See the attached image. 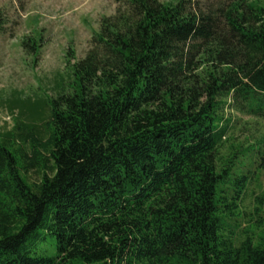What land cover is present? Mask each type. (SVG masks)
I'll return each instance as SVG.
<instances>
[{
	"label": "trees",
	"instance_id": "trees-1",
	"mask_svg": "<svg viewBox=\"0 0 264 264\" xmlns=\"http://www.w3.org/2000/svg\"><path fill=\"white\" fill-rule=\"evenodd\" d=\"M113 1L40 138L0 134V264H264L219 154L229 112L264 121V0Z\"/></svg>",
	"mask_w": 264,
	"mask_h": 264
},
{
	"label": "rangeland",
	"instance_id": "rangeland-1",
	"mask_svg": "<svg viewBox=\"0 0 264 264\" xmlns=\"http://www.w3.org/2000/svg\"><path fill=\"white\" fill-rule=\"evenodd\" d=\"M115 9L113 0H0V134L18 123L28 128L29 136L40 138L48 114L46 103L61 90L72 92L67 52L71 64L84 58L100 20L113 15ZM33 42L40 45L39 50H32ZM36 103L41 107L33 110ZM228 116L233 121L232 129L219 154L223 158L229 151H237L232 174L248 176L247 188L229 227L233 228L237 220L250 233L260 235L264 227L257 230L252 225L264 219V207L258 203L262 200L264 204V168L260 166L264 160L257 154L263 146L247 152L245 149L264 139V121L235 112ZM28 178L38 180L34 169Z\"/></svg>",
	"mask_w": 264,
	"mask_h": 264
}]
</instances>
